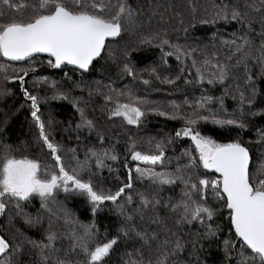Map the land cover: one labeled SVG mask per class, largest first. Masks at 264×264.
<instances>
[{
  "label": "snow or ice",
  "instance_id": "6c2138e0",
  "mask_svg": "<svg viewBox=\"0 0 264 264\" xmlns=\"http://www.w3.org/2000/svg\"><path fill=\"white\" fill-rule=\"evenodd\" d=\"M187 9L191 17L189 26L194 28L197 22L194 0H187ZM212 9L211 19L200 18L198 22L239 25L232 39L220 40L221 48L228 52L224 60L215 52L209 54L197 47L185 50L182 45L172 44L165 38L167 33L143 34L141 9L131 0H0V58L6 61L27 63L46 54L47 67L60 69L62 65H71L73 71L88 72L94 62L105 59L107 53V60L117 64L120 76L137 80L139 74L133 53L143 47H158L164 63H167L166 57L175 55L182 65L185 60H191L190 67L195 70L194 79L185 77V65L175 79L161 80L152 68L150 74H155L162 84L175 85L183 80L185 85H202L206 80L212 87L223 88L220 97L202 95L195 103H190L185 96L184 104L191 112L182 113L181 105L175 102L171 103L170 111H162L159 106L135 96L127 85L120 91L106 86L105 100L112 105L106 108L109 119L120 118L122 125L137 129L147 112L182 122V127L174 134H165L160 141L149 138L146 152L138 150L133 140L123 165L127 177L121 180L118 171L107 163L119 159L114 148L86 147L84 159L80 160L76 148L66 149L50 135L54 121L51 117L47 122L41 118V103L47 104L49 99L68 100V92L60 89L57 82L50 83L46 76L36 77L33 87L49 85L53 91L51 97L41 98L27 87L26 77L36 71L31 64L19 69L0 65V75L5 81V85H0V99L13 95L7 84L19 86L25 103L16 111L27 105L38 130L36 142L51 158V163L42 165L37 159L17 155L18 149L0 142V216L11 206L15 216L21 217L29 227H35L43 224V213L48 214V227L39 240L24 236L19 229L11 240L0 235V264H112L118 249L120 255L116 264H190L180 259L187 249L186 236L191 235L185 233V227L198 224L204 228L191 240L193 250L198 253L203 250L202 241L218 239L220 226H214V221L225 211L230 234L222 242L220 264H264V153L253 171L250 151L240 136L220 143L201 131L202 124H211L242 133L248 129V117H264V0H244L243 4L240 0H221L214 2ZM176 15L181 16V13L176 12ZM180 24L184 25L183 18ZM256 24H259V32ZM183 30L187 33L188 28ZM125 35L138 36V42H125L117 57L112 46H119ZM255 37H259V43ZM212 39H217L216 33ZM165 46L171 51L164 52ZM257 65L260 72L254 75L250 66ZM241 68L243 88L236 83L240 78L236 70ZM191 75L188 72V76ZM142 83L149 85L150 81ZM233 85L235 90L230 91ZM228 95L233 100L238 99L232 112L223 107L224 97ZM122 98L128 102L121 103ZM70 102L79 112L80 122L74 129L69 124L64 131H76L79 142V132L87 129L95 132L103 144L104 136L95 122L86 118L84 109ZM213 102L220 105L215 111L206 107ZM6 126L7 114L0 121V133ZM256 130V142L264 146V127ZM182 138L190 140L189 147L179 156L169 157L167 148ZM129 157L132 162L146 165L136 166L135 176L127 162ZM173 160L175 166L170 168ZM157 167L161 170L157 171ZM105 169L118 181L115 190L102 186L105 177L101 173ZM176 188H180L178 198L165 199L162 195L165 190L173 192ZM61 194L65 200L83 198L91 221L86 224L74 219L64 202L58 199ZM37 198L39 210L33 216L24 211L22 202L30 203ZM105 210L114 213L117 225L114 232L109 233L106 228L101 234L95 220ZM61 215L62 231L57 226ZM11 220L10 216L9 223ZM197 244L201 247L197 248ZM196 264H208V261L197 259Z\"/></svg>",
  "mask_w": 264,
  "mask_h": 264
},
{
  "label": "trees",
  "instance_id": "16d2710c",
  "mask_svg": "<svg viewBox=\"0 0 264 264\" xmlns=\"http://www.w3.org/2000/svg\"><path fill=\"white\" fill-rule=\"evenodd\" d=\"M134 6L141 9V19L144 22L142 32L148 34L151 32H160L161 34L167 33L166 39L172 44H179L184 47L185 50L191 47H197L198 49H204L207 53H217L221 60H224L228 55V52L221 48V39H232V33L239 28V25H225L223 22H219L216 25L201 24L200 18L211 19L213 14V3H220L221 0H194L197 7V22L196 26L190 27L189 21L191 17L187 9V0H131ZM244 0H240L243 4ZM159 14L153 15V12ZM176 12H180L181 16H177ZM150 18V19H149ZM183 18L184 25L181 26L180 20ZM256 31L259 32V24H256ZM188 28L187 33L183 30ZM213 33L217 34V39L213 41ZM138 36L125 35L123 40L120 41L119 46L113 44V49L119 57L120 48L125 42L137 43ZM256 42L259 43V37H255ZM215 44V47H213ZM171 51L167 46L164 47V52ZM105 59L94 62V66L88 72L73 71L72 67L63 66L60 69H53L47 67V57L37 56L33 61L27 63H33L35 73H30L26 80L28 81L27 87L33 94L38 95L41 98L51 97L53 91L49 85L37 84L33 87L32 81L36 77H48L49 82L55 81L58 83V87L65 92L69 93L68 100H48L47 104L41 103L42 119L47 122L49 117L54 121L53 127L49 129V133L57 142L62 143L66 149L76 148L78 157L80 160L84 159V152L86 147H94L97 150L100 149H115V154L119 159L115 162L108 161L114 169L118 171L121 180H126L127 169L123 167L125 158L128 156L127 148L135 140L138 145V150L148 151L149 145L147 140L151 137H155V141L163 139L165 134L173 133L182 127V122L179 120H169L166 117L156 115L154 112H147L144 118V122L139 129L136 126L122 125L120 118H108L106 108L112 107L105 100V94L108 93V85L117 91L123 90L127 85L137 97L146 99L152 103V106H159L162 111H170V105L172 102L181 105V112H191V108L184 104L185 96H187L190 103H195L202 95L220 97L223 93V88L220 85L212 87L208 85L206 80L204 84L185 85L183 80H178L175 85L162 84L160 80L156 79L155 74H150L151 69H156L162 79L165 77L175 79L180 74V68L187 65L185 70V77L188 79L195 78V70L192 69L191 60H185V64L182 65L178 61L175 55L166 57L167 63L161 60V49L158 47H143L140 51L133 53L132 59L135 67L138 70L139 79L133 80L128 76H120L118 74L117 64L110 60H107V53L104 54ZM258 55V53H257ZM120 61L117 60V63ZM25 62H10L0 58V65L12 66L11 68H17V66L25 65ZM251 72L255 75L260 72L259 66H250ZM11 74V69H9ZM188 72L192 75L188 76ZM237 76L240 77L236 83L241 88L244 87L243 69L236 70ZM67 74V76L65 75ZM70 77L71 79H68ZM143 80H149V85H144ZM75 82V84L73 83ZM0 85H5L2 75H0ZM76 85H79L77 87ZM7 87L11 88L13 95L7 98L0 99V121L5 119L7 114V126L3 132L0 133V142L6 143L12 146L13 149H18L17 155L28 156L29 158L37 159L42 165L51 163V158L47 154V150H41L40 146L36 142L38 130L34 126L31 120L30 113L27 105L20 109L19 112L16 109L20 108L22 103H25L24 98L19 90L18 85L7 84ZM91 90L92 94L89 95ZM235 90V85L232 86L230 91ZM75 102L80 108L84 109L86 118L95 122L96 128L103 134L104 143L101 144L96 136L95 132H89L87 129H83L79 132L81 137L80 141L76 140V131H64L71 124L72 128L80 122V114L73 107ZM121 103L128 102L122 98ZM238 104V99L233 100L231 95L224 97L223 107L232 112L235 110ZM206 107L216 110L220 107L219 103L213 102ZM248 129L244 132L239 130L226 131L219 129L211 124H202L201 131L203 134L211 135L217 142L225 143L230 142L232 139L240 136L250 151V155L253 161V171L262 159L261 153H264V146L257 143V128L264 127V117L257 116L255 118L248 117ZM190 140L188 138H182L173 145L167 148V155L169 157L179 156L180 153L189 147ZM65 161L68 162V156L65 155ZM129 167L133 169V175L135 176L134 169L136 166L146 167L142 162H132L130 157L128 158ZM175 166V160L169 165L170 168ZM95 170V169H93ZM157 171L161 170L159 167ZM203 171V170H202ZM101 175L105 177L102 182V186L107 190L115 187L118 181L115 180L114 175H110L108 170L105 169ZM209 175H212L209 173ZM145 183H147L145 181ZM140 186L139 182L136 184ZM180 194V188H176L173 192L165 190L162 195L167 197L172 196L174 199L178 198ZM59 200L64 202L65 207L73 214V218L83 223H89L92 219L88 206L84 202L83 198L70 197L67 200L64 198V194L58 197ZM25 212L35 216L39 210V200L34 199L30 203L22 202ZM43 212V210H41ZM12 217L11 223H9V217ZM55 219V218H53ZM97 227L101 234L105 232V229L112 233L116 229L117 221L114 213H110L105 210L99 213L95 220ZM63 217L57 221V226L63 230ZM220 226V232L218 239L212 242L202 241L203 250L196 252L192 248L191 240L194 239V234L197 231L203 232L204 228L200 225H195L191 228L185 227V233L191 235L186 236L188 241L187 249L182 254L180 259L182 261L190 262V264H196L197 259L200 261H208V264H220L223 258L222 242L224 239L229 238L230 226L227 220V212L218 216L214 221V226ZM48 227V214L43 213V224L41 226L29 227L26 225L21 217L15 216L14 210L9 208V211L0 216V235H4L6 239L11 240L13 234L19 229L24 236L32 237L39 240L42 236L43 230ZM59 246V245H58ZM197 248L201 245L197 244ZM120 255V249L113 255L112 264H116V261ZM27 259V257H25Z\"/></svg>",
  "mask_w": 264,
  "mask_h": 264
},
{
  "label": "rangeland",
  "instance_id": "374dc122",
  "mask_svg": "<svg viewBox=\"0 0 264 264\" xmlns=\"http://www.w3.org/2000/svg\"><path fill=\"white\" fill-rule=\"evenodd\" d=\"M29 64H31L33 66V63H26L25 65L17 66V67H19V68H21V67L27 68V67H29Z\"/></svg>",
  "mask_w": 264,
  "mask_h": 264
},
{
  "label": "water",
  "instance_id": "95a60500",
  "mask_svg": "<svg viewBox=\"0 0 264 264\" xmlns=\"http://www.w3.org/2000/svg\"><path fill=\"white\" fill-rule=\"evenodd\" d=\"M39 56H46V54H40ZM46 57H47V56H46ZM63 66H69V67L74 68V66H71V65H62L61 67H63ZM55 70H57V69H55Z\"/></svg>",
  "mask_w": 264,
  "mask_h": 264
}]
</instances>
